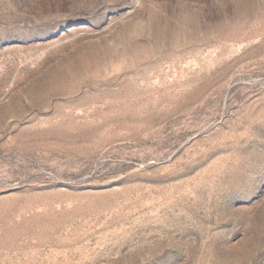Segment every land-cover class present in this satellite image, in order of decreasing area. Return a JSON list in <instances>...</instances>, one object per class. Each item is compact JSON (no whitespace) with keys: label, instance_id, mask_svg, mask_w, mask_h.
Returning a JSON list of instances; mask_svg holds the SVG:
<instances>
[{"label":"rangeland","instance_id":"374dc122","mask_svg":"<svg viewBox=\"0 0 264 264\" xmlns=\"http://www.w3.org/2000/svg\"><path fill=\"white\" fill-rule=\"evenodd\" d=\"M0 264H264V0H0Z\"/></svg>","mask_w":264,"mask_h":264}]
</instances>
